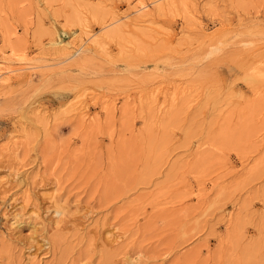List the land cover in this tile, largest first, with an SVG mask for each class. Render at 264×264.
<instances>
[{
	"label": "rangeland",
	"instance_id": "374dc122",
	"mask_svg": "<svg viewBox=\"0 0 264 264\" xmlns=\"http://www.w3.org/2000/svg\"><path fill=\"white\" fill-rule=\"evenodd\" d=\"M171 1L0 0V264H264V0Z\"/></svg>",
	"mask_w": 264,
	"mask_h": 264
},
{
	"label": "bare ground",
	"instance_id": "6f19581e",
	"mask_svg": "<svg viewBox=\"0 0 264 264\" xmlns=\"http://www.w3.org/2000/svg\"><path fill=\"white\" fill-rule=\"evenodd\" d=\"M155 2L157 3V7L158 8H162V6H163V3L164 2H172L171 0H163V1H159V0H155ZM156 3H155V6H156ZM166 4V3H165ZM147 5L146 4H144V3H141L140 5H138L137 6V8H136V12H138V14H140L141 12H143V13H145L146 14V7ZM135 7V6H134ZM133 7V8H134ZM142 13V14H143ZM142 14H140V15H142ZM140 15H138V16H140ZM148 15V14H147ZM143 17H144V15H143ZM136 18V17H135ZM137 21H138V19H137ZM149 21V20H148ZM88 36V35H87ZM89 39H90V37H89ZM56 44H59L62 48L64 47H66V45H68L69 43L68 42H63L62 40H58L57 42H56ZM91 46L89 45V46H86L85 48H83V50L82 51H84L85 52V50H88V49H90L91 50V48H90ZM64 50V49H63ZM78 51V50H77ZM8 71H11V69L10 70H8ZM58 214H60L61 213V211L60 210H57L56 211Z\"/></svg>",
	"mask_w": 264,
	"mask_h": 264
}]
</instances>
